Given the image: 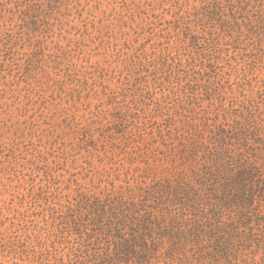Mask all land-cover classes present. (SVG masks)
Masks as SVG:
<instances>
[{"label": "rangeland", "instance_id": "374dc122", "mask_svg": "<svg viewBox=\"0 0 264 264\" xmlns=\"http://www.w3.org/2000/svg\"><path fill=\"white\" fill-rule=\"evenodd\" d=\"M263 9L0 0V264H264Z\"/></svg>", "mask_w": 264, "mask_h": 264}, {"label": "trees", "instance_id": "16d2710c", "mask_svg": "<svg viewBox=\"0 0 264 264\" xmlns=\"http://www.w3.org/2000/svg\"><path fill=\"white\" fill-rule=\"evenodd\" d=\"M217 4L218 3H220L221 2V0H214ZM257 3L258 5L261 3V4H263L264 3V0H253V4L254 3ZM225 4H227V3H222L221 4V7L222 6H224ZM245 4H249L248 2H246ZM243 8L244 7H242V9H241V11H236V10H234V9H232V7H230V14L228 15L229 17H228V19H233L234 20V23H238V18H239V16L241 17V20L240 21H244L247 17H246V14L245 13H243ZM213 11H214V9H213ZM260 11H264V9L263 10H260ZM236 12H238V14H240L239 16L237 15V13ZM224 16H226V14L224 15ZM202 20V18L201 17H199L198 18V21H201ZM257 24H260L259 22H257L255 25H253V26H251V27H254V26H257ZM259 26V25H258ZM260 28H262L263 29V27H260ZM196 73H198V71H194L193 72V74H196ZM70 209H71V212H76L77 211V208H76V205H75V207H70ZM72 214V213H71Z\"/></svg>", "mask_w": 264, "mask_h": 264}]
</instances>
